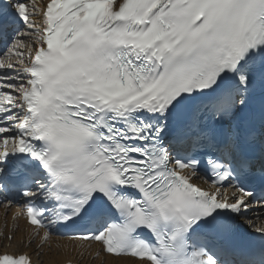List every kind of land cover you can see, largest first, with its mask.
Wrapping results in <instances>:
<instances>
[{
    "label": "snow or ice",
    "instance_id": "obj_1",
    "mask_svg": "<svg viewBox=\"0 0 264 264\" xmlns=\"http://www.w3.org/2000/svg\"><path fill=\"white\" fill-rule=\"evenodd\" d=\"M9 7L28 39L0 55V192L35 234L74 230L113 264H264V224L234 243L264 189V0Z\"/></svg>",
    "mask_w": 264,
    "mask_h": 264
},
{
    "label": "bare ground",
    "instance_id": "obj_2",
    "mask_svg": "<svg viewBox=\"0 0 264 264\" xmlns=\"http://www.w3.org/2000/svg\"><path fill=\"white\" fill-rule=\"evenodd\" d=\"M25 3L36 4L37 16L30 18L38 20L39 9L45 7L47 0H27ZM27 31L25 27L20 35L23 36ZM23 39L27 40L28 37L23 36ZM22 205L19 202H4L0 205V254L25 252L32 264H63L67 260L78 264H113L112 256L102 252L96 254L100 248L97 243L70 239L55 233L53 228L48 240L42 241L44 230L40 229V235L37 236L34 228L26 224Z\"/></svg>",
    "mask_w": 264,
    "mask_h": 264
}]
</instances>
